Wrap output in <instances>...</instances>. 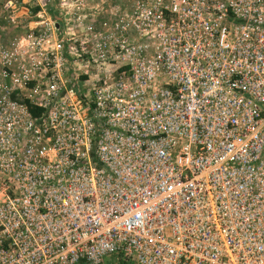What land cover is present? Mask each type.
Masks as SVG:
<instances>
[{
  "label": "built area",
  "instance_id": "2783aa9c",
  "mask_svg": "<svg viewBox=\"0 0 264 264\" xmlns=\"http://www.w3.org/2000/svg\"><path fill=\"white\" fill-rule=\"evenodd\" d=\"M5 0L0 264H264V0Z\"/></svg>",
  "mask_w": 264,
  "mask_h": 264
},
{
  "label": "crops",
  "instance_id": "0c3cea01",
  "mask_svg": "<svg viewBox=\"0 0 264 264\" xmlns=\"http://www.w3.org/2000/svg\"><path fill=\"white\" fill-rule=\"evenodd\" d=\"M17 32H19L18 29H14L10 25H8L7 21L5 20L4 6H0V42H8L11 38L14 37V35L17 34Z\"/></svg>",
  "mask_w": 264,
  "mask_h": 264
},
{
  "label": "rangeland",
  "instance_id": "374dc122",
  "mask_svg": "<svg viewBox=\"0 0 264 264\" xmlns=\"http://www.w3.org/2000/svg\"><path fill=\"white\" fill-rule=\"evenodd\" d=\"M1 1H0V6H4L3 0ZM88 1L90 2V0ZM59 4H60V0H31L29 4H27V6H29V8H33L32 11L39 9L40 7H47V8H51L55 12L56 11L55 8H58ZM18 31L20 32V33L17 32V34L19 35L24 31V29L20 28L18 29Z\"/></svg>",
  "mask_w": 264,
  "mask_h": 264
}]
</instances>
